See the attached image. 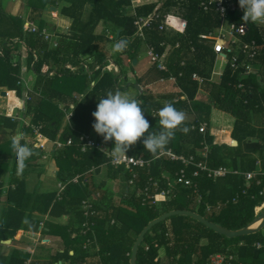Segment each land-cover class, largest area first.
Returning <instances> with one entry per match:
<instances>
[{
  "label": "trees",
  "instance_id": "obj_1",
  "mask_svg": "<svg viewBox=\"0 0 264 264\" xmlns=\"http://www.w3.org/2000/svg\"><path fill=\"white\" fill-rule=\"evenodd\" d=\"M26 1L30 20L39 27L36 33L24 31L23 17L0 10V91L9 93L15 105L11 110L17 112L15 118L0 114V264H130L132 248L142 230L150 221L173 210L196 212L230 230L242 229L255 219V208L264 202V175H258L245 194L243 175L229 174L214 180L201 172L194 179L196 187L177 185V175L185 169L190 176L194 166L154 158L157 154L146 151L141 140L127 154L152 161L149 166L134 169L137 174L134 185H128L124 197L115 201L112 181L119 178L128 181L131 172L124 166L113 167L96 148L83 150L79 141L81 135L89 134L105 143L92 127L98 97L109 90L129 92L133 88L136 94L130 95L141 102L150 130L158 128V118L154 116L165 101L186 113L184 126L189 131L177 130L167 149L191 156L208 147L206 163L211 168L225 166L241 172H264V27L242 21L238 0H232L236 11H229L228 19L236 25H247L248 33L242 39L255 41L260 53L249 60L237 50L240 52L235 53L237 69L231 66L233 56L228 54V62L217 81L212 80L218 58L214 44L222 36L223 18L215 9L205 11L201 6L203 0H157L134 10L136 0ZM53 10L70 20L68 33L65 28L59 30L55 23L44 20L45 11ZM155 10L163 16L173 14L181 18L184 32L171 28L159 31L156 25L144 29L145 40L136 38L138 19ZM100 25L109 30L107 34L97 32ZM44 29L56 46L45 40ZM108 32H112V39ZM120 38L127 39V47L121 52L113 51L118 58L110 59L109 43ZM141 46L147 51L151 47L159 55L166 53L167 71H160L153 64L145 75L137 77L135 73L136 81L130 83L124 69L133 68ZM22 48L27 53L23 59ZM122 53L129 57L122 59ZM247 65L251 67L249 73ZM27 72L34 76L32 85L25 80ZM195 74L207 80L204 85L194 80ZM154 83L169 87L153 92L148 88ZM201 88L208 91L207 95L197 98ZM215 108L235 118L232 136L237 146L215 143L210 132ZM69 112L72 115L67 118ZM204 123L208 129L205 133L199 130ZM36 130L48 140L45 148L35 147L36 140L26 141L27 135L36 139ZM17 132L24 133L20 142L33 151L22 171L18 170L11 148ZM69 139L71 145L56 148L55 141L66 144ZM105 144L110 149L114 147V141ZM50 159L57 167L56 187L39 192L37 188L45 183L38 177L39 183L30 190L27 177L39 173L38 168ZM102 173L107 178L100 183ZM77 176L78 182H73ZM149 180L158 182V187L151 186ZM59 183L65 185L61 194ZM147 187L149 191L145 192ZM165 189L170 190L166 200L154 203L153 196ZM198 194L202 198L197 206ZM84 200L93 203L95 215L91 218L84 215ZM89 220L92 230L84 236L83 224ZM20 231L34 234L40 242L38 247L31 241L27 248L17 247L22 240L16 239ZM48 236H58L63 247L47 255L30 251L31 248L45 251L46 245L41 243ZM88 239L92 243L85 249ZM7 240L12 245L3 244ZM258 241L264 242L261 232L228 238L193 218L173 216L145 235L137 264H209L210 257L220 253L235 257V261L227 264H264V249L253 246ZM7 248L10 251L5 253Z\"/></svg>",
  "mask_w": 264,
  "mask_h": 264
},
{
  "label": "built area",
  "instance_id": "obj_2",
  "mask_svg": "<svg viewBox=\"0 0 264 264\" xmlns=\"http://www.w3.org/2000/svg\"><path fill=\"white\" fill-rule=\"evenodd\" d=\"M201 6L203 7V9L205 11H208L210 9H215V11L217 13H219L221 15V17L223 18V25L221 28V33L222 36L220 35V37L216 38V42L214 44V52L218 55L217 60H225L226 57L228 56V54H232V60H231V66L234 69L238 68V56L235 54V49L234 46L239 42L241 45V49L240 51H242V53L244 55H246V57L249 60H253L255 59L259 53V47L256 44L255 41H251V42H246L244 41L242 38L244 36L247 35L248 33V27L246 24H240V25H236L234 22L229 21L228 19V15H229V11H236V5L232 2V0H203L201 3ZM158 18V16L156 17ZM153 21L154 18L149 16L148 18H140L136 24L138 25L139 28V34L140 36H144L142 28L143 27H149L152 28L153 27ZM167 28H171L176 30V32L178 33H183L184 32V24L181 23V18H178L177 16L174 15H167L164 18V21L159 25V30L160 31H165V29ZM25 31L28 32H32V33H36L38 32V28H36V26L32 23V22H28L27 24H25L24 27ZM42 34L44 35L45 40L47 41H52V43L56 46L57 43L56 41L53 42L51 35L46 32V30L42 31ZM147 55L151 60L152 64H156L157 68L160 71H167V64H166V56L167 54L164 53L163 55H159L157 54L153 48H149L147 51ZM109 69H111L112 67H108ZM251 70L250 66H246V73H249V71ZM218 76L221 75L220 72H218V70L215 68V71L213 72V76ZM194 80H196L200 85H204L205 82L207 81L206 79L200 77L199 75L195 74L193 76ZM170 81L175 83V79L174 78H170ZM161 82H164V80H162ZM9 95V93L7 92V96ZM70 108L73 109L74 106L70 105ZM71 112H69L67 114V118L71 117ZM195 128V127H193ZM207 129V124L204 123L200 126L199 130L200 132H205ZM35 137H36V142L34 144L35 147L37 148H45V146L48 143V140L46 138H44L38 130L35 131ZM79 141L82 145L83 150H85L86 148H96L98 149L100 152H102L100 149L101 148H105V149H110L105 143H100L96 140L95 137H93L92 135L89 134H83L79 137ZM55 145L57 146L56 148H62L65 145H71L72 144V139H69L67 141V143H63L60 140H57L54 142ZM104 154V152H102ZM105 155V154H104ZM203 157H207L208 155V147H205V149L203 150L202 153ZM107 158L110 160V164L113 167H121L124 166L126 168V170H128L129 172H131L132 177L129 178L128 180V185H134L135 180L137 178V174L135 173L134 169L135 168H144L146 166H149L152 160H145L144 158H138L135 157L133 155H129L127 154V156L129 157H125L123 159H121L119 162L117 163H113L110 155H106ZM168 158L171 161H181L182 164H184L186 167L187 166H194L195 170L193 171V173L188 176L185 172V169H183L178 175H177V179H176V184L177 185H182L185 187H196V184H194V179L198 178L201 172H205L207 174V176L209 178H222L225 177L226 175L233 173V174H239L238 171H231L230 169H228L225 166H221L218 168H211L207 165V163L205 161H197L196 157L194 155L191 156H186V155H181V154H177L175 153L172 149H166L165 151L157 154L154 158ZM258 165H260V162H258ZM257 172H246L244 174L246 180H251L253 179L255 176H257ZM79 177L77 176L76 178L73 179V182H78ZM168 179V178H167ZM170 181V180H169ZM149 183L151 186L157 188L158 187V182H155L153 180H149ZM171 182H168L169 186H170ZM65 189V185L63 183H59L58 184V190L59 193L61 194ZM149 191L148 187L145 189V192ZM170 190H163L160 193H157L156 195L153 196L154 199V203H158V202H162L165 201L167 196L169 195ZM92 201L90 200H84L82 205H83V209L85 211L84 215L87 218H91V216H94L95 213L93 211V206H92ZM260 211L264 209V204L263 206L259 207ZM91 229V225H90V220L89 222H85L83 224V231L82 234L84 236L88 235V232H90ZM92 243L91 239H88L84 245L85 249H88V245H90ZM255 247L257 249L262 248V245L260 243H256ZM31 251V250H30ZM227 260H232V256H227L224 254H218L212 257L210 264H225L227 262ZM193 264H199L197 262L193 263Z\"/></svg>",
  "mask_w": 264,
  "mask_h": 264
},
{
  "label": "clouds",
  "instance_id": "obj_3",
  "mask_svg": "<svg viewBox=\"0 0 264 264\" xmlns=\"http://www.w3.org/2000/svg\"><path fill=\"white\" fill-rule=\"evenodd\" d=\"M238 3L243 12V22L264 24V0H238ZM127 44V39L120 38L114 43L113 51L121 52ZM144 112L138 99L118 88L98 97L96 110L92 113L95 121L92 127L105 143L114 141L112 149H100L105 155H110L113 163L128 157L127 152L141 140L145 150L156 155L167 149L177 130L183 133L189 131L184 126L186 113L171 102H163V107L156 111L154 117L158 118V128L155 130H150V122ZM23 136L24 133L17 132L11 141L18 170L21 171L25 161L33 155L32 149L20 142Z\"/></svg>",
  "mask_w": 264,
  "mask_h": 264
},
{
  "label": "crops",
  "instance_id": "obj_4",
  "mask_svg": "<svg viewBox=\"0 0 264 264\" xmlns=\"http://www.w3.org/2000/svg\"><path fill=\"white\" fill-rule=\"evenodd\" d=\"M15 2H16V4L15 3H13L11 0H9V3L7 4V2L4 4V0H0V10H3V11H5L6 13H11L13 16L14 15H17L18 17H23L24 18V27H25V24H27L28 22H32L35 26H36V28H38V31H39V27L36 25V23L34 22V21H32V20H30V17H31V15H30V10H29V8H28V6H27V1L26 0H14ZM151 2H154V1H150V0H136V3H135V1H134V3H133V10L137 7V6H139V5H142V4H144V3H151ZM202 3V2H201ZM236 5V4H235ZM159 8V7H158ZM158 8H156V9H158ZM211 10V9H210ZM209 11V10H208ZM53 12H54V10H53ZM57 14H56V16H54V17H52V19H53V21L57 24L56 26L58 27V29L60 30V29H63L64 28V26H61L60 27V24H64V25H68V27L70 26V20L69 19H64V18H62V17H60V14H59V12L57 11L56 12ZM167 15H169V14H167ZM167 15H162L160 12H156V10L151 14V15H149V16H151V17H153L154 18V21H153V26H155L156 27V25H158V29H159V25L164 21V18H165V16H167ZM171 15H173V14H171ZM149 16H147V17H143V18H148ZM158 16V18H156ZM174 16H176V15H174ZM142 18V17H141ZM140 19V18H139ZM138 19V20H139ZM103 26L104 25H100L99 26V28H98V30L99 29H102L103 28ZM102 27V28H101ZM146 28H149V27H143L142 28V31H143V33H144V29H146ZM66 29H68V28H66ZM65 29V30H66ZM150 29H153V27L152 28H150ZM45 30V29H44ZM97 30V32L98 33H101V32H99ZM24 31H25V29H24ZM160 31V30H159ZM26 33H31V32H28V31H26ZM109 37L112 39V35L109 33ZM135 37L136 38H141V39H143V40H145V36H140V34H139V30H137V33L135 34ZM149 49V48H148ZM138 63H139V61H138ZM137 63V64H138ZM166 64H167V62H166ZM152 66V63H151V61H150V63L148 64V66L146 67V69L142 72V75L141 76H143V75H145L146 74V72L149 70V68ZM136 74H138V73H136ZM140 76V77H141ZM216 77V76H215ZM214 76H213V79L212 80H214V78H215ZM26 79V78H25ZM32 81H33V78H32ZM154 84H156V83H154ZM154 84H152V85H154ZM161 84H164V83H161ZM152 85H151V87H152ZM160 85V84H159ZM165 85H167V84H165ZM168 86V85H167ZM169 87V86H168ZM4 90V89H3ZM163 90H165V89H163ZM204 89L203 88H201L200 90H199V94H198V97L197 98H200V97H203V96H200L201 94H204V91H203ZM6 91V90H5ZM7 92V91H6ZM206 95H207V93H206ZM184 98V97H183ZM7 100H12L11 99V97H8V99ZM11 105H12V103H11ZM15 106V105H14ZM211 119L213 120V124H214V126H211L210 125V132H211V134L214 136V139H215V143H217V144H230V143H228L229 141L231 142L232 140H233V136H232V130H233V127H234V121H235V118L231 115V114H228V113H226V112H223V111H220V110H218V109H213L212 110V113H211ZM225 131H224V130ZM208 129H206V131H207ZM223 130V131H222ZM205 131V132H206ZM205 132H203V133H205ZM223 134V135H221V136H219V138H217L216 137V135L215 134ZM218 139V140H217ZM232 139V140H231ZM202 153H203V150L202 151H200V152H198L196 155H194L195 157H196V159H197V161L199 162V161H205L206 162V159H207V157H208V155H207V157L205 158V157H203V155H202ZM48 164H50L51 166H53V167H55V168H57L56 167V164H55V162H54V160H52V159H50L48 162H47V164L45 163V165H44V169H43V171H37V172H39V173H33V174H31V175H29L28 177H27V182H28V184H29V182L32 180H35L36 181V178L34 177V176H37V178L39 177V180L41 181V180H43V181H45V179L47 178L46 176L44 177V175H46V173L47 174H49V169H48ZM258 165V164H257ZM258 166H260V165H258ZM105 167H103L102 169H104ZM228 168V167H227ZM229 169V168H228ZM231 170V169H230ZM231 171H238L239 172V174H234V175H243L244 176V174L246 173V172H241L240 170H231ZM41 172H42V174H41ZM248 172H257L258 174H257V176L258 175H264V172H262V171H248ZM55 173H56V171H55ZM40 174V175H39ZM103 174V176H100V183L101 182H103V181H105V179L107 178L106 176H105V174L104 173H102ZM230 174H233V173H230ZM207 175V174H206ZM229 175V174H228ZM227 176V175H226ZM225 176V177H226ZM257 176H255L253 179H251V180H246V178H245V176H244V178H245V181H246V188H245V190H243V193L245 194L246 193V191H247V188L248 187H250V184H251V182L253 181V180H255L256 179V177ZM34 177V178H33ZM43 177H44V179H43ZM208 177V176H207ZM209 178V177H208ZM223 178V177H222ZM212 179H214V180H216V179H219V178H212ZM47 180V179H46ZM113 183L115 182H117V183H126V185L128 186V181L127 180H125V181H123L121 178H119V179H117V180H113L112 181ZM36 183H38V181H36ZM126 186V187H127ZM34 190V189H33ZM127 191H128V187H127ZM126 193V192H125ZM125 195V194H124ZM124 195H123V197H124ZM261 195H262V193H261ZM113 196V195H112ZM122 197V198H123ZM115 198V195L113 196V199ZM201 195L200 194H198V198H197V202H196V205L198 206V204L200 203V201H201ZM235 198H237V197H235ZM235 198H233V199H235ZM263 204H264V202H262L259 206H257L256 208H255V219L256 218H258V217H260L263 213H264V209L263 210H261L260 211V209H259V207H261V206H263ZM196 206V207H197ZM211 209L210 208H208V211H210ZM254 219V220H255ZM259 232H261V234L262 235H264V228L262 229V230H260ZM258 232V233H259ZM257 234V233H256ZM19 235H21V238H22V240L21 241H19V243H18V245H16L17 247H21L22 245H26L28 242H30V239L29 238H31V237H34L35 235L34 234H32V233H25V232H23V231H20L19 232ZM19 235H18V239H19ZM252 235H254V234H252ZM36 237V236H35ZM51 237V239H52V241H53V243L52 244H54V245H59V247L61 246V244H60V238L58 237V236H50ZM44 240V239H43ZM59 243V244H58ZM256 243H260L261 245H262V248H260V249H264V242H255L254 244H253V246L255 247V244ZM4 244V243H3ZM7 246H10V245H12V241H11V243L10 244H6ZM49 246V245H48ZM48 246H46V249H48ZM51 246V245H50ZM28 247V245H26V247L25 248H27ZM38 247V246H37ZM12 248V247H11ZM256 248V247H255ZM257 249V248H256ZM260 249H258V250H260ZM10 251V248H7V249H5L4 250V252L5 253H8ZM38 252H39V249H38ZM220 254H222V253H220ZM216 255H218V254H216ZM224 255H227V256H232V260H234L235 261V257L232 255V254H224ZM213 256H215V255H213ZM213 256H211L210 257V261H211V259H212V257ZM160 257H161V259L164 257V250H162L161 251V253H160ZM232 260H227V262L225 263V264H227L228 262L230 263V261H232ZM210 261H209V264H210Z\"/></svg>",
  "mask_w": 264,
  "mask_h": 264
},
{
  "label": "rangeland",
  "instance_id": "obj_5",
  "mask_svg": "<svg viewBox=\"0 0 264 264\" xmlns=\"http://www.w3.org/2000/svg\"><path fill=\"white\" fill-rule=\"evenodd\" d=\"M8 1V2H7ZM13 3H15L16 4V2L14 1V0H11ZM150 1H157V0H150ZM7 2V4L9 3V0H4V4ZM135 3H136V1H135ZM27 6H28V4H27ZM29 8V7H28ZM9 14H11V13H9ZM56 12L54 11H45V13H44V20H46V22H53V23H55L54 21H53V19H52V17H54V16H56ZM12 15V14H11ZM14 16H17V15H14ZM18 17V16H17ZM56 24V23H55ZM57 25V24H56ZM258 25H260V26H262V27H264V24H258ZM61 26H64V28L66 29V28H68V25H64V24H60V27ZM62 28V27H61ZM102 28V27H101ZM99 32H105L106 34H107V31H109L106 27H103L102 29H99L98 30ZM108 34H109V32H108ZM111 35L113 36V34H112V32H111ZM113 45H114V43L113 44H111V43H109V48H108V53L109 54H111V56H110V59L111 58H113V59H116V58H118V56H117V54L114 56L113 55ZM234 49H235V53L237 54V55H239V51H237V50H240L241 49V45H240V43L238 42L235 46H234ZM22 51H21V54H22V59L23 58H26V56H27V53H26V49L25 48H22L21 49ZM127 57H129L127 54H123L122 53V56H121V58L122 59H125V58H127ZM134 61V60H133ZM138 61H139V63L137 64L136 63V65H134L133 64V68L132 67H130L129 66V69H124V72L126 73V75L128 76V79H129V81H130V83H135V81H136V77H135V73H138V74H136L137 75V77H140L141 75H142V72L146 69V67L148 66V64L150 63V58L148 57V55H147V49H146V47H144V46H141V48H140V56L138 57ZM227 62H228V59H225V60H217V64H216V69L218 70V72H220V73H222V71H223V69H224V66L227 64ZM127 60L125 61V64L127 65ZM153 65V64H152ZM132 70H134L135 72H133ZM147 73V72H146ZM25 80H27L28 81V83L30 82V84L29 85H32L33 84V81H32V78H34V76H33V74H32V72H27L25 75ZM216 76V75H215ZM214 76V77H215ZM218 80V76H216L215 78H214V81H217ZM160 84V85H159ZM167 88V85H165V84H161V83H156V84H154V85H152V87H151V85L149 86V90L151 89L153 92L154 91H158V92H162V91H165V90H163V89H166ZM150 90V91H151ZM1 91H5V90H1ZM1 91H0V114H5L6 116H9V117H13V118H15L16 116H17V112H16V109H15V111L13 112L11 109H12V107L14 106L13 105V103H12V105H11V100H7L8 99V96H2L1 95ZM204 91V94L206 95V93L208 92L206 89H204L203 90ZM129 94H132V95H135L136 94V91L133 89V88H130V90H129V92H128ZM204 94H201L200 96H205ZM210 123H211V126H214V124H213V120L212 119H210ZM224 130V129H223ZM222 130V131H223ZM225 131V130H224ZM216 135V137L217 138H219V136H221V135H223V134H215ZM26 138V141L29 143V142H31V141H34L35 139L33 138V137H31V136H26L25 137ZM218 140V139H217ZM232 140V139H231ZM228 143H231L230 141L228 142ZM49 147V146H48ZM51 148V147H50ZM43 166L45 165L44 163L42 164ZM43 166H41V167H39L38 169H39V171H43V169H44V167ZM48 169H49V174H47L46 173V175H44V177L46 176L47 178V180L45 179V181H43V180H41V181H43L44 183H45V186H43V185H39V187L37 188L38 189V191L39 192H48V191H50V190H53V188H55L56 187V181H55V171L57 170V168H55V167H53V166H51L50 164H48ZM41 174H42V172H41ZM102 176H103V174H102ZM35 178H36V181H38V179H37V176H34ZM33 177V178H34ZM44 177H43V179H44ZM36 181L35 180H31L30 182H29V189L30 190H33L34 188H35V186H36ZM38 183H39V181H38ZM127 185H126V183H113L112 182V186H111V192L113 193L112 195H114L115 194V198H114V200L115 201H120V199H122V197H123V195L125 194V192L127 191V187H126ZM131 186H133V185H131ZM99 195V194H98ZM17 240H18V238H16ZM19 239H21V235H19ZM30 239V241L32 242V243H34V245H39L40 244V242H39V239L37 238V237H31V238H29ZM53 243V241H52V239H51V237L50 236H48V237H46L43 241H42V245L43 244H45L46 246H48V249H46L45 251H43V252H41V250L39 249V252H38V250H36V248H31V252L32 253H39V254H42V255H47L48 253H52V254H54L58 249H59V245L57 246V245H54V244H52ZM59 244V243H58ZM60 244H61V246L63 247V245H62V243L60 242ZM51 245V246H50Z\"/></svg>",
  "mask_w": 264,
  "mask_h": 264
},
{
  "label": "water",
  "instance_id": "obj_6",
  "mask_svg": "<svg viewBox=\"0 0 264 264\" xmlns=\"http://www.w3.org/2000/svg\"><path fill=\"white\" fill-rule=\"evenodd\" d=\"M52 9H54V8L52 7ZM65 33H68V29L65 30ZM137 62H138V60L134 59L133 64L136 65ZM134 86L136 87V89L138 91L142 92V88L138 84H134ZM1 95L7 96V92L2 91ZM230 144H231V146H237L238 142L233 139ZM173 216H187V217L193 218L196 221H198L199 223L206 226L207 228L212 229L216 233L224 235L228 238H237V237H241V236H248V235L256 234L264 228V213L260 217L256 218L251 223H249L246 227L239 229V230H230L226 227L215 224V223L205 219L203 216H201L200 214H198L196 212H192L189 210H173L170 212L163 213L158 218L150 221L149 224L142 230V232L138 236V238H137V240L134 243V246L132 248L130 264H137L139 247L142 244V242L144 241L145 235L155 225L162 223L163 221H165V220H167ZM257 222H259V223L257 225H255ZM18 235H17V237H18ZM3 243L4 244H10L11 240L3 241ZM71 253L73 254V252H71Z\"/></svg>",
  "mask_w": 264,
  "mask_h": 264
},
{
  "label": "bare ground",
  "instance_id": "obj_7",
  "mask_svg": "<svg viewBox=\"0 0 264 264\" xmlns=\"http://www.w3.org/2000/svg\"><path fill=\"white\" fill-rule=\"evenodd\" d=\"M259 222H257L255 225H257Z\"/></svg>",
  "mask_w": 264,
  "mask_h": 264
}]
</instances>
